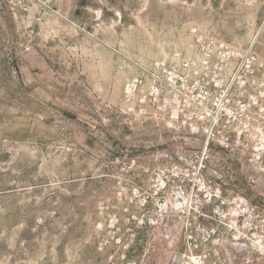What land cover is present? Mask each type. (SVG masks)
Here are the masks:
<instances>
[{"label":"rangeland","instance_id":"rangeland-1","mask_svg":"<svg viewBox=\"0 0 264 264\" xmlns=\"http://www.w3.org/2000/svg\"><path fill=\"white\" fill-rule=\"evenodd\" d=\"M194 26L254 45L255 97L226 128L231 145L211 147L197 189L210 199L190 215L212 233L205 251L185 241L188 216H172V238L149 231L126 261L110 217L130 160L167 167L160 152L201 144L165 113L141 111L126 86L185 49ZM128 262L264 264V0H0V264Z\"/></svg>","mask_w":264,"mask_h":264},{"label":"built area","instance_id":"built-area-1","mask_svg":"<svg viewBox=\"0 0 264 264\" xmlns=\"http://www.w3.org/2000/svg\"><path fill=\"white\" fill-rule=\"evenodd\" d=\"M190 31L192 39L185 49L174 50L158 59L126 86L128 97L138 101L141 111L165 113L168 124H182L192 135L198 134L199 137L192 138L201 142L198 149L178 156L160 152L159 156L164 159L173 158L167 167L158 164L136 168L137 158L130 160L125 170L128 174L131 172V182L120 180L118 184L119 193L126 199L110 217V226L120 233L116 241L123 245L121 256L126 261L132 242L143 239L149 231L159 230L172 238V216H188L184 221L185 241L190 251H205L204 243L210 242L212 233L207 230L204 219L193 221L190 215L194 210L201 211L200 206L210 199L201 196L197 189L206 183L203 172L211 147L231 145L232 136L226 128L234 125L236 112L245 113L246 104L255 97L248 90L257 81L258 55L254 45L239 49L196 26ZM177 158L186 163H179ZM191 175L195 179L193 183L188 181ZM146 179L151 180L148 189ZM209 187L212 189V185ZM147 190L153 193L144 195ZM246 210L239 213L246 215ZM197 256L192 255L194 262L202 258V254Z\"/></svg>","mask_w":264,"mask_h":264}]
</instances>
